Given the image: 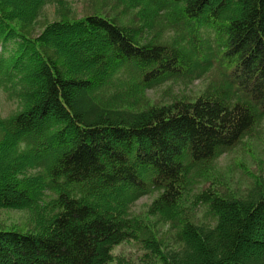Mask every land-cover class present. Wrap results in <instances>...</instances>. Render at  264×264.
<instances>
[{
  "label": "trees",
  "instance_id": "trees-1",
  "mask_svg": "<svg viewBox=\"0 0 264 264\" xmlns=\"http://www.w3.org/2000/svg\"><path fill=\"white\" fill-rule=\"evenodd\" d=\"M85 1L0 0V210L28 212L0 224V264H113L128 241L144 264H264V173L241 195L208 173L264 126V0ZM49 4L62 18L29 34ZM153 193L155 221L132 211Z\"/></svg>",
  "mask_w": 264,
  "mask_h": 264
},
{
  "label": "rangeland",
  "instance_id": "rangeland-1",
  "mask_svg": "<svg viewBox=\"0 0 264 264\" xmlns=\"http://www.w3.org/2000/svg\"><path fill=\"white\" fill-rule=\"evenodd\" d=\"M66 16L69 18H79L89 14L93 11L92 2L85 0H66ZM107 4L103 5V8ZM108 11H111L113 15H122L124 19H128L124 15L122 7L115 6L110 3L106 7ZM62 18V13L58 10L57 5L49 4L46 6L43 15L38 19L33 26H28L27 31L29 34L37 35L49 22H53ZM205 83L203 80H195L192 83H166L161 86H157L155 89H150L146 92L145 97L149 98L151 102L157 103H169L175 98L196 97L204 88ZM0 106L2 107V115H5L13 108V103L7 99H1ZM250 139L247 138L241 147L234 150L233 153L222 156L218 161H215L212 167H210L208 173H214L219 176L218 180L210 178L216 184L224 183L225 187L231 188L239 195L245 194L251 187L257 176L264 173V126L258 128ZM155 194L146 195L137 200L133 206L132 211L135 214H140L142 217H147L152 221H155V216H148L147 211L151 206ZM204 206L199 207L196 214V221L210 222V216L205 211ZM28 221L27 213L25 211H13V210H0V224L4 225H17L26 226ZM159 223L157 232H160L161 238L169 241V235L172 237V233L169 230L168 225H162L167 223ZM259 232H264V227L258 228ZM173 245V242H172ZM146 250L136 245L132 241L124 242L115 247L113 252L114 262L113 264H144L143 256ZM152 264H159L158 262Z\"/></svg>",
  "mask_w": 264,
  "mask_h": 264
}]
</instances>
